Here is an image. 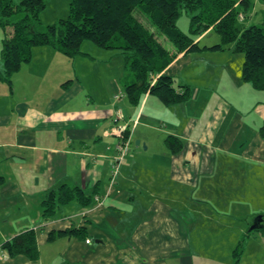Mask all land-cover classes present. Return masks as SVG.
<instances>
[{"label": "crops", "instance_id": "crops-1", "mask_svg": "<svg viewBox=\"0 0 264 264\" xmlns=\"http://www.w3.org/2000/svg\"><path fill=\"white\" fill-rule=\"evenodd\" d=\"M4 36L0 26V54ZM220 41L213 28L195 37L201 46ZM233 52L178 53L165 72L190 85L192 97L168 106L146 93L134 105L115 97L121 82L85 85L74 58L34 46L12 83L0 80V264H246L234 249L264 228L249 230L244 209L230 201L243 165L264 163V118L249 128L245 121L264 104V90L240 82L241 61L236 75L227 65L206 74L215 54ZM168 135L182 139L180 151L169 149ZM121 147L129 151L113 174ZM62 184L84 188L92 202L74 199L46 219L43 200ZM218 228L230 238L214 235ZM28 229L37 259L3 249ZM223 240L235 248L218 247Z\"/></svg>", "mask_w": 264, "mask_h": 264}, {"label": "trees", "instance_id": "trees-1", "mask_svg": "<svg viewBox=\"0 0 264 264\" xmlns=\"http://www.w3.org/2000/svg\"><path fill=\"white\" fill-rule=\"evenodd\" d=\"M71 0L66 18L43 26L40 15L46 0H0V26L5 32L1 57L4 67L0 80L11 84L21 65L32 58V49L49 45L70 58L88 55L82 51L86 40L106 49L120 50L131 76H124L122 85L128 100L138 105L146 93L155 95L168 106L186 101L192 93L188 84L176 85L172 75L165 72L178 53L219 50L232 45L233 51L243 53L242 78L256 90H264V18L260 24L241 27L251 0ZM243 10V11H241ZM148 18L146 24L136 12ZM186 12L190 15L189 33L178 25ZM240 14L244 15L240 20ZM21 15L19 19L12 18ZM154 26L156 30L151 29ZM213 28L221 41L212 46H201L195 37ZM163 36L169 41L165 42ZM155 75L158 77L154 78ZM183 89V92L180 89ZM264 137V123L260 128ZM128 137V134L125 136ZM166 143L176 153L184 142L168 135ZM74 199L89 205L92 196L80 186L62 184L48 192L43 200V215L47 219L58 208ZM264 228V227H262ZM242 246V245H241ZM3 249L11 256L39 257L34 229L25 230L4 242ZM242 252V251H241ZM236 258L241 256L235 250Z\"/></svg>", "mask_w": 264, "mask_h": 264}, {"label": "rangeland", "instance_id": "rangeland-1", "mask_svg": "<svg viewBox=\"0 0 264 264\" xmlns=\"http://www.w3.org/2000/svg\"><path fill=\"white\" fill-rule=\"evenodd\" d=\"M238 1L240 2L241 0ZM70 2L71 0H47L46 7L43 9L40 15L42 25L46 26L55 23L62 18H66L70 12ZM239 2L237 5H239ZM136 15L146 24H148V18L146 15L140 13L139 11L136 12ZM20 17L21 15H15L12 20L19 19ZM242 17H244V15ZM263 18L264 0H251V8L248 11L247 18L243 23H239V25L241 27H245L251 24H259L262 22ZM189 23L190 15L184 12L178 19V25L185 33H189ZM151 29L154 31L156 30L154 26H151ZM213 34L217 35L215 32H213ZM162 38L165 42L170 44L165 36ZM82 51L88 53V55L79 56L78 58H74L73 61H75L74 65L77 66L78 73L84 76L83 82L85 85L86 83H92L93 85L99 87V85L104 86V82L111 83V80L118 83L121 82L120 92L125 94L122 80L124 76H131V71L129 67L126 66V60L121 51L117 49H106L99 47L90 40H86L83 43ZM233 53V56L226 57V60L221 59L215 54L211 60L212 65L206 70V72L210 71V73L206 74L208 76L212 74V67L217 72L220 70L221 66L227 65L226 70L228 73H230V70L233 68V74L236 75V70L240 68L237 66V62L241 61L240 66H243L244 55L243 53L238 52ZM204 65L205 64H203L202 70L205 69ZM157 77L158 75L154 76L155 80ZM239 80L242 83L244 82L243 78L241 79V77ZM180 91L183 92V89L181 88ZM192 93L190 97H192ZM258 118L261 120L264 118V104L260 105L259 109L245 120L246 127H253V125L256 124ZM243 167H245L246 172L245 175L243 174V186L239 188L238 192H235L233 201L231 199L230 202L244 209L243 212L239 214H241L240 216L242 219H244L243 221L248 223L249 229L253 224L252 221L255 220L256 215L264 213V163L249 161L244 164ZM219 189L221 190L222 188L220 187ZM217 231L218 232L214 233V235L216 234L222 238H230L229 231L226 228H218ZM261 237L264 238L263 230H255L250 240L244 242V245L242 244V240L238 243L236 249L240 251V253H242L241 251L244 250V260L247 262L246 264H264V250L262 248L263 244L260 241ZM228 241L223 240L217 246L227 248V251L231 246V250H233L235 248V242L233 241V243H228ZM236 249H234V252Z\"/></svg>", "mask_w": 264, "mask_h": 264}, {"label": "built area", "instance_id": "built-area-1", "mask_svg": "<svg viewBox=\"0 0 264 264\" xmlns=\"http://www.w3.org/2000/svg\"><path fill=\"white\" fill-rule=\"evenodd\" d=\"M243 15L242 14H240V20H242V17ZM124 96V93L123 92H119V93H117L116 95H115V97L117 98V99H120V98H122ZM119 132L120 133H122L123 132V129L122 128H119ZM121 149H122V153H121V155L119 156V157H117L115 160H114V163H113V165H112V172H113V174H115V173H117V171H118V168H119V165H120V163L124 160V158H125V155L128 153V151H129V148L127 147V148H125V147H121ZM97 199V198H96ZM86 242L87 243H90L91 242V239H87L86 240Z\"/></svg>", "mask_w": 264, "mask_h": 264}, {"label": "water", "instance_id": "water-1", "mask_svg": "<svg viewBox=\"0 0 264 264\" xmlns=\"http://www.w3.org/2000/svg\"><path fill=\"white\" fill-rule=\"evenodd\" d=\"M137 144H139V141H137ZM264 220L263 214H257L255 220H253V224L250 226L249 230H254L256 228L264 227V224L262 223Z\"/></svg>", "mask_w": 264, "mask_h": 264}, {"label": "flooded vegetation", "instance_id": "flooded-vegetation-1", "mask_svg": "<svg viewBox=\"0 0 264 264\" xmlns=\"http://www.w3.org/2000/svg\"><path fill=\"white\" fill-rule=\"evenodd\" d=\"M263 224H264V220H263V222H262ZM262 228V227H261Z\"/></svg>", "mask_w": 264, "mask_h": 264}]
</instances>
